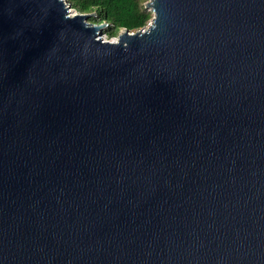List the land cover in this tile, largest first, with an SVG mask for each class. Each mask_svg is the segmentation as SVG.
<instances>
[{"label":"water","instance_id":"obj_1","mask_svg":"<svg viewBox=\"0 0 264 264\" xmlns=\"http://www.w3.org/2000/svg\"><path fill=\"white\" fill-rule=\"evenodd\" d=\"M145 5L0 0V264H264V0Z\"/></svg>","mask_w":264,"mask_h":264},{"label":"trees","instance_id":"obj_2","mask_svg":"<svg viewBox=\"0 0 264 264\" xmlns=\"http://www.w3.org/2000/svg\"><path fill=\"white\" fill-rule=\"evenodd\" d=\"M146 0H66L80 14H94L89 18L93 24L107 23L105 33L114 37L120 29L137 32L146 27L152 13L142 4Z\"/></svg>","mask_w":264,"mask_h":264},{"label":"rangeland","instance_id":"obj_3","mask_svg":"<svg viewBox=\"0 0 264 264\" xmlns=\"http://www.w3.org/2000/svg\"><path fill=\"white\" fill-rule=\"evenodd\" d=\"M146 2H148V0L144 1L142 4L145 5ZM145 6H146V5H145ZM146 9H147V8H146ZM147 11H149V9H147ZM74 12L78 14V12H76V11L73 10L72 13H74ZM107 30H109L108 27L103 31L102 38H103V40H105V41H111V42H113V41L116 40L117 36L119 35V33H120V31H121V29H120V30L118 31L117 35H115L114 37H110V36H108V35L105 33V31H107ZM130 33H134V32H130Z\"/></svg>","mask_w":264,"mask_h":264}]
</instances>
